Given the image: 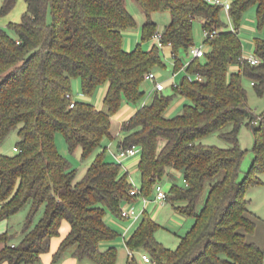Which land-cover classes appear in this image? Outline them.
I'll list each match as a JSON object with an SVG mask.
<instances>
[{
  "label": "trees",
  "instance_id": "trees-1",
  "mask_svg": "<svg viewBox=\"0 0 264 264\" xmlns=\"http://www.w3.org/2000/svg\"><path fill=\"white\" fill-rule=\"evenodd\" d=\"M146 15L143 40L156 32L152 15L169 11L170 23L163 29V42L171 46L176 68L183 67L179 52L195 45L194 22L203 30L216 31L205 38L206 52L193 58L175 94L154 92L123 124L119 151L139 146L142 194L150 196L164 177L181 172L185 185L173 183L168 201L194 223L175 249L157 238L161 226L144 213L126 240L129 250L147 252L156 264H264V249L248 235L257 228L258 216L251 212L247 191L263 183L264 113L248 106L244 77L251 79L256 93L264 96V39L256 38L254 55L259 64L244 57L239 28L249 6L257 7L259 28L264 26V0H234L228 12L235 29L222 19L221 5L207 0H134ZM18 0H3L1 15L10 13ZM27 10L20 23L12 24L15 36L0 27V146L17 129L19 149L0 155V220L30 205L19 244L9 242L6 232L0 242V264H39L51 249L62 222L70 225L55 258L65 253L81 262L118 264L116 247L102 244L119 233L106 221L110 210L121 216V204L133 199L128 173L122 164L106 159V150L96 158L80 181L77 169L58 150L62 133L71 152L82 148L83 158L102 148L105 137L114 138L113 117L127 102L138 105L144 96L146 74L165 65L161 49L154 45L133 50L124 47V32L137 22L126 0H25ZM52 21H49V13ZM80 78L84 95L92 96L108 85L107 111L90 102L71 107L72 80ZM72 95V94H71ZM188 102L181 114L168 115L175 96ZM248 121L256 135L255 159L241 180L246 151L238 131ZM232 123L222 134L228 148L206 145L201 139ZM204 206L197 207L206 192ZM182 205H179L181 204ZM43 211L40 220L39 213ZM122 217V216H121ZM127 264H140L132 254Z\"/></svg>",
  "mask_w": 264,
  "mask_h": 264
},
{
  "label": "rangeland",
  "instance_id": "rangeland-1",
  "mask_svg": "<svg viewBox=\"0 0 264 264\" xmlns=\"http://www.w3.org/2000/svg\"><path fill=\"white\" fill-rule=\"evenodd\" d=\"M224 2L232 3L234 0H223ZM127 7L130 12L133 14L137 25L134 28H129L124 32V45L130 49L136 48L138 44H141L144 49H150L156 45L153 38L149 40H143L142 35V26L146 21V15L140 8V6L134 0H126ZM3 0H0V11L2 9ZM27 10V4L25 0H18L14 9L6 14H0V27L6 29L11 35L15 36V32L11 30L12 24L20 23L22 20L23 14ZM257 7L251 5L248 7L244 13L240 28L239 34L243 42L244 56L246 58L254 57L255 51V42L256 38L264 39V26L260 29L257 21ZM49 21H52V14L49 13ZM222 19L225 23L229 25V28H235L234 21L229 16L228 12L222 10ZM152 20L156 23V31L163 30L171 21V14L169 11H157L152 15ZM194 39L195 46L200 47L204 43L205 34L202 27V21L200 18H197L194 22ZM161 58L165 65H157L153 68L152 72L155 73L159 82L166 85L164 90L165 95L175 94L174 87L179 86L182 82V79L185 76L195 79L196 75L189 74L186 72V68H176L175 58L170 53L161 49ZM179 58L181 59L182 65H187L190 63L194 56L189 51L181 50L179 52ZM243 85L248 93V106L254 112L255 115L260 116L264 113V96H259L252 84L251 79L244 77ZM143 88L145 89V96L143 100L138 103V105H131V107H138L141 104L148 103L152 99V95L155 89V83L151 80H145L143 83ZM108 89V87H107ZM106 85L99 86L92 96H86L82 90V84L80 78H74L72 80V97L73 100L78 102H90L97 109L107 111L108 108L105 104V97L107 93ZM188 102L185 97L180 95L175 96L173 99L170 109L168 110V115L176 116L181 114L184 108V105ZM127 102L122 104L120 111L114 116L113 124L111 131L114 135V138L105 137L102 142V148L97 149L92 155L87 158L82 156V148L78 147L74 152L69 150V147L66 143L65 137L62 133H57L56 144L60 153L70 161L73 168L77 169V175L75 182L80 181L88 168L93 164L96 158L101 154V152L106 150V159L108 161H116L115 154L119 152L118 143L123 138L122 127L123 124L128 121L131 116L134 114V109L130 108L125 110V105ZM233 124L227 123L221 129L214 131L201 139V142L206 145L217 146L219 148H228L231 144L222 137V134L232 130ZM20 136L17 133V129L14 130L6 140L0 146V155L7 154L13 155L16 153L14 148L17 146ZM238 140L241 148L246 151L245 157L243 159L242 168H241V180L245 178L247 173L250 172L252 164L255 159V146H256V135L255 130L252 125L245 121L239 131H238ZM141 158V149H138L137 155L127 156L124 155L121 157L122 164V174L128 172V180L132 184L133 188H138L142 190L141 185V174L138 168V163ZM123 168H126V171H123ZM263 183L260 185H251L247 191V198L251 200L250 210L252 213L258 216L257 228L255 233L249 234V241H254L260 247L264 249V172L259 174ZM163 186L166 193L170 192V189L173 183H176L180 186L185 185V181L182 175L175 174L174 178L164 177L160 182ZM208 192V185L206 188L205 194L202 196L199 204L198 211L204 206ZM155 189L152 194L148 197L144 196L142 193L138 196L133 197L129 201H124L121 204V210L127 209L130 206L134 207L137 212L141 213V218L138 222L132 223L128 219H123L119 214H116L110 210L107 211L106 216L109 218V225L114 228L119 236L114 241H111L116 245L118 251V264H127L129 259V248L126 244V240L132 235L135 230L137 223L143 218V214H148L152 219H154L161 228L158 230L156 236L158 240L167 248L175 249L179 245L180 238L184 236L188 230L192 227L194 219L190 216L184 215L176 210L171 201L160 202L155 200ZM148 199V203L144 201V198ZM179 205H182L179 204ZM1 210V206H0ZM31 211L30 205L24 206L18 213L12 215L9 218L0 220V235L6 232L9 233V236L13 238L8 241L9 245L11 243L19 244L22 240V229L24 223ZM43 215L41 211L37 217V220ZM128 229L126 232L125 229ZM70 228L65 226L62 222L60 232L52 239L51 249L46 253L39 264H93L91 262L85 261L81 262L76 259L71 252L65 253L60 258H55V255L58 251V248L61 242L68 236ZM6 248L5 242H0V253ZM128 248V249H127ZM129 250V251H128ZM148 254L143 250L133 251V254L138 262H141V257L143 254ZM149 255V254H148ZM2 264H9L4 262Z\"/></svg>",
  "mask_w": 264,
  "mask_h": 264
},
{
  "label": "built area",
  "instance_id": "built-area-1",
  "mask_svg": "<svg viewBox=\"0 0 264 264\" xmlns=\"http://www.w3.org/2000/svg\"><path fill=\"white\" fill-rule=\"evenodd\" d=\"M207 2H209L210 4H214V5H221V6L224 7V9L227 12H229L231 4H232V3H229V2H224L223 0H207ZM232 29H235V28H232ZM215 33H216V31L210 32L209 30H204L205 38H207L209 36H212ZM152 38L154 39L156 45L160 49L164 50L166 47H170L171 48V46L165 45L164 42H163V30L156 31ZM206 48H207V46H206L205 42L200 47H196L195 45H193L191 47V53L194 56V58H202L205 55ZM172 55L174 57L173 52H172ZM247 59H248V61L251 64H254V65L259 64V62H260V60L256 56L251 57V58H247ZM188 64L186 66L184 65L183 68H187ZM145 78H146V80H151V81H153L155 83L154 92L164 91L166 89V85L164 83H161V82L158 81L157 76L155 75L154 72H152V71L148 72L146 74ZM196 78H200V75L197 74ZM68 98H70L72 100L71 107H74L76 101L73 100L72 95L68 94ZM139 148H140L139 146H132L130 148L121 150L118 153H114L115 154V158H116L117 161L121 162V157L124 156V155L130 156V157L137 155V152H138ZM14 150L18 151L19 149L17 147H15ZM155 192H156L155 200L160 201V202H165V201L168 200V193L165 192V190H164L163 186L161 185V183H158L155 186ZM130 193H131L132 196L135 197V196L140 195L142 192L138 188H132ZM144 201L146 203H148V199L146 197L144 198ZM121 216L124 219H130V220L136 221V220H138L140 218L141 213L137 212L134 207L130 206L127 209H122L121 210ZM142 260L145 261L146 263H153L154 262L153 259L151 258V256L146 254V253L142 255Z\"/></svg>",
  "mask_w": 264,
  "mask_h": 264
},
{
  "label": "crops",
  "instance_id": "crops-1",
  "mask_svg": "<svg viewBox=\"0 0 264 264\" xmlns=\"http://www.w3.org/2000/svg\"><path fill=\"white\" fill-rule=\"evenodd\" d=\"M124 47H125V49L126 50H128V51H130V50H133V49H130V48H128V47H126L125 45H124ZM166 52H168L169 53V51H170V53H171V51H172V49L170 48V47H166L165 49H164ZM107 87H108V85L106 84V89H107ZM132 105V104H131ZM131 105L129 104V103H127L126 105H125V110H128V109H130V108H133L134 109V112L137 110V107H131ZM114 118V117H113ZM119 162V161H118ZM139 164V163H138ZM123 171H126V168H123ZM127 172V171H126ZM128 173V172H127ZM176 174H179V175H182L181 174V172H177ZM175 210V209H174ZM177 211V210H176ZM140 218H141V216H140ZM140 218L138 219V220H136V221H133V220H130V219H128V220H130V221H132V223H136V222H138L139 220H140ZM124 219V218H123ZM106 221L109 223V218L106 216ZM64 224H65V226H68L69 228H70V225H69V223L65 220L64 221ZM139 223H137V225H138ZM137 225L135 226V227H137ZM128 229L129 228H127V229H125V231L127 232L128 231ZM136 229V228H135ZM102 247L104 248V249H106V248H108V247H116V245H114V243L113 242H105V243H103L102 244ZM128 249V248H127ZM129 251V250H128ZM133 253L130 251L129 252V258L131 257V255H132ZM45 255V254H44ZM43 255V256H44ZM134 255V254H133ZM42 256V257H43ZM141 262H142V264H156L155 262H153V263H146L145 261H143L142 260V257H141ZM140 263V262H139ZM141 264V263H140Z\"/></svg>",
  "mask_w": 264,
  "mask_h": 264
},
{
  "label": "water",
  "instance_id": "water-1",
  "mask_svg": "<svg viewBox=\"0 0 264 264\" xmlns=\"http://www.w3.org/2000/svg\"><path fill=\"white\" fill-rule=\"evenodd\" d=\"M253 129H254V125H252Z\"/></svg>",
  "mask_w": 264,
  "mask_h": 264
}]
</instances>
